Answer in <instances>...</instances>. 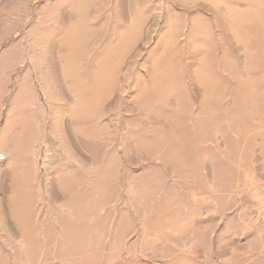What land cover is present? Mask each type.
<instances>
[{
    "label": "rangeland",
    "instance_id": "rangeland-1",
    "mask_svg": "<svg viewBox=\"0 0 264 264\" xmlns=\"http://www.w3.org/2000/svg\"><path fill=\"white\" fill-rule=\"evenodd\" d=\"M0 264H264V0H0Z\"/></svg>",
    "mask_w": 264,
    "mask_h": 264
}]
</instances>
